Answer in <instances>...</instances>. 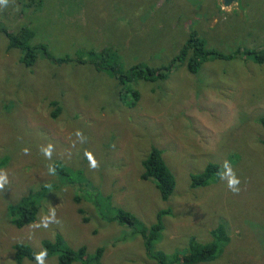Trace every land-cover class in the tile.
<instances>
[{
	"label": "rangeland",
	"instance_id": "rangeland-1",
	"mask_svg": "<svg viewBox=\"0 0 264 264\" xmlns=\"http://www.w3.org/2000/svg\"><path fill=\"white\" fill-rule=\"evenodd\" d=\"M25 27L35 34L31 44H45L53 62L39 53L27 69L19 50L6 52L5 32ZM192 32L207 50L235 56L209 59L196 73L179 63L163 79L125 87L96 72L88 58L83 65L61 62L114 44L126 64L159 67ZM263 47L264 0H237L228 8L222 0L0 5V176L6 180L0 264H16L15 245L40 251L42 240L57 235L71 249L85 246L88 255L102 247L100 264H153L139 236L106 221L114 207L146 226L159 210L168 211L156 251H183L191 238L205 244L222 225L228 233L223 252L199 264H264V63L252 58ZM152 147L176 178L167 201L151 180L140 178ZM209 163L221 166L220 179L192 188L190 174ZM233 173L238 194L228 188ZM22 201L34 202L38 213L16 228L12 207ZM42 262L57 264V255Z\"/></svg>",
	"mask_w": 264,
	"mask_h": 264
},
{
	"label": "trees",
	"instance_id": "trees-1",
	"mask_svg": "<svg viewBox=\"0 0 264 264\" xmlns=\"http://www.w3.org/2000/svg\"><path fill=\"white\" fill-rule=\"evenodd\" d=\"M6 33L7 48L6 52L11 50H19L21 53L20 63L25 68L31 69L36 61L37 55L42 54V57L50 62V52L46 49L45 44H31L34 39V32L25 27L16 34ZM189 35L180 52L172 58L167 64L159 67H150L147 65H128L120 58L119 50L115 45L103 47L100 52L93 51L88 54L82 51L75 58H63L62 63H78L85 64L86 58L91 63V67L96 72H107L115 83L120 87H125L127 83L134 80L145 79L152 81L155 79H163L175 65L185 64L190 73H196L202 64L209 59H224L231 60L235 55H225L216 51H209L205 48L204 43L200 41L197 34ZM240 52V50H239ZM245 51L241 55H245ZM253 60L258 64L264 63V47L257 52L253 53ZM133 98L136 100L138 94L133 93ZM134 104V103H133ZM59 111V108H57ZM260 123L264 128V118L260 119ZM264 146V139L261 141ZM142 174L141 180H151L155 184V188L159 193L162 201H167L174 193L176 186L175 175L170 168L166 165L162 152L156 147H152L147 156L141 161ZM60 171V170H58ZM63 171L59 174L62 175ZM222 173V168L219 164L209 163L199 174H190V184L192 188L203 187L212 182H217ZM81 175V173H80ZM82 177V176H81ZM83 181V177L81 179ZM74 183V182H73ZM112 216L107 217L108 223H116L119 226L127 227L132 230L134 235H137L142 240L143 248L146 257L153 262V264H199L211 262L215 260L222 252L228 243V236L225 228L222 225L214 228L211 231L212 240L207 243H200L195 238H191L188 246L183 251H175L172 253H165L156 251L153 248L154 242L159 238L160 232L164 229L163 217L168 212L165 209L159 210L155 216L154 223L146 226L138 217L133 214L122 210L121 208L114 207ZM15 219L13 223L16 228H22L26 225L33 223L38 213V208L34 202L22 201L21 203L12 207ZM78 212L82 215L84 210L79 208ZM87 219L83 218V221ZM41 250L34 251L28 244L15 245L16 264H22L23 260H28L33 263H40L53 255H57V264H100L104 249L98 247L93 255H88L87 248L81 246L77 249H71L65 245L64 241L59 235L54 240H42ZM46 251V255L38 259L41 252Z\"/></svg>",
	"mask_w": 264,
	"mask_h": 264
},
{
	"label": "clouds",
	"instance_id": "clouds-1",
	"mask_svg": "<svg viewBox=\"0 0 264 264\" xmlns=\"http://www.w3.org/2000/svg\"><path fill=\"white\" fill-rule=\"evenodd\" d=\"M7 0H0V5H6ZM45 155L50 156V151H46ZM89 159L92 161V167H96L95 161L92 159V157L89 155ZM233 178L229 181L228 183V188L231 192L234 194H238L240 189L238 185L240 184V180L235 178L234 173L232 174ZM6 182L5 177L0 176V188H3L4 183ZM47 223L44 224V227H47ZM46 251L41 252L38 259L46 255ZM41 264H43L42 259H41Z\"/></svg>",
	"mask_w": 264,
	"mask_h": 264
},
{
	"label": "water",
	"instance_id": "water-1",
	"mask_svg": "<svg viewBox=\"0 0 264 264\" xmlns=\"http://www.w3.org/2000/svg\"><path fill=\"white\" fill-rule=\"evenodd\" d=\"M237 0H222V5L224 8H228L233 5Z\"/></svg>",
	"mask_w": 264,
	"mask_h": 264
}]
</instances>
